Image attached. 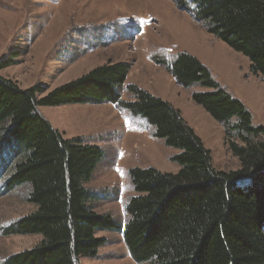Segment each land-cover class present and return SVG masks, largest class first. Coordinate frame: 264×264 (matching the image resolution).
<instances>
[{"label": "trees", "instance_id": "obj_1", "mask_svg": "<svg viewBox=\"0 0 264 264\" xmlns=\"http://www.w3.org/2000/svg\"><path fill=\"white\" fill-rule=\"evenodd\" d=\"M187 1V2H186ZM214 39L244 56L264 81V0H179ZM178 6H182L179 4ZM161 63L191 100L224 128V144L239 169L217 171L211 152L172 104L135 85L124 102L118 89L130 65L108 62L49 92L21 88L0 77V169L5 188L26 186L34 211L4 230L6 236H41L37 245L5 264H80L105 244L97 231H116L109 215L94 211L85 184L102 159L98 146L65 139L37 108L111 103L154 128V137L180 150L176 174L133 168L123 242L136 264H264V127L216 84L210 71L185 52ZM45 93V94H44ZM44 94L43 96H40Z\"/></svg>", "mask_w": 264, "mask_h": 264}, {"label": "rangeland", "instance_id": "obj_2", "mask_svg": "<svg viewBox=\"0 0 264 264\" xmlns=\"http://www.w3.org/2000/svg\"><path fill=\"white\" fill-rule=\"evenodd\" d=\"M182 52L196 57L213 81L244 105L254 127H264V81L249 72L244 56L208 35L179 0H0V77L23 89L42 86L49 92L108 62L129 64L131 77L141 67L139 80L158 88L159 98L180 111L211 152L213 167L237 171L239 161L224 144V128L191 100V92L210 89H184L156 63L173 62ZM127 84L118 89L124 102L132 99ZM37 111L65 139L80 138L103 152L85 187L94 194V211L112 217L119 229L97 231L105 244L95 257H81L79 263L136 264L122 235L125 207L135 195L128 171L154 168L176 174L180 166L171 159L180 150L154 137L146 120L111 103L40 106ZM1 174L0 169V264H5L37 245L41 236L4 234L34 207L28 188L8 191Z\"/></svg>", "mask_w": 264, "mask_h": 264}, {"label": "crops", "instance_id": "obj_3", "mask_svg": "<svg viewBox=\"0 0 264 264\" xmlns=\"http://www.w3.org/2000/svg\"><path fill=\"white\" fill-rule=\"evenodd\" d=\"M156 67L160 68V66H156ZM141 69H142L141 67L135 68V71H134L135 74L132 77H131V70L129 71V74H128V77L126 80V82L128 83L127 85H135V86L139 87L140 89L147 91L151 95L159 98L161 96L160 95L161 93H160V90L158 88H150V87L146 86V84H144L142 82V80L141 81L139 80V76H140L139 74L141 73ZM150 69L152 70L151 67H150ZM164 74H166V73H164Z\"/></svg>", "mask_w": 264, "mask_h": 264}]
</instances>
